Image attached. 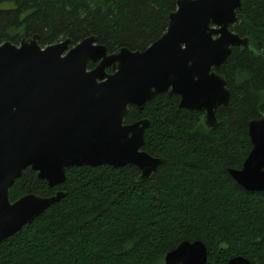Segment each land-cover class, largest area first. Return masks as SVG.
Masks as SVG:
<instances>
[{
  "label": "trees",
  "instance_id": "obj_1",
  "mask_svg": "<svg viewBox=\"0 0 264 264\" xmlns=\"http://www.w3.org/2000/svg\"><path fill=\"white\" fill-rule=\"evenodd\" d=\"M178 0H0V44L40 35L42 46L95 35L108 52L145 50L166 31ZM231 29L252 47L234 46L220 67L231 97L207 128L204 111L162 93L126 123L148 118L143 149L164 162L147 179L133 164L72 166L50 186L30 167L10 198L66 195L0 244V264H165L183 240H201L208 260L243 256L264 264V192L229 173L252 149L249 121L264 112V0H242ZM95 63L90 62L89 68ZM112 72V69H108Z\"/></svg>",
  "mask_w": 264,
  "mask_h": 264
},
{
  "label": "water",
  "instance_id": "obj_2",
  "mask_svg": "<svg viewBox=\"0 0 264 264\" xmlns=\"http://www.w3.org/2000/svg\"><path fill=\"white\" fill-rule=\"evenodd\" d=\"M242 0H178L167 31L147 49L108 52L95 35L42 46L40 35L0 44V244L66 195L35 193L15 201L10 189L31 168L50 186L72 166L136 165L140 179L164 162L143 149L150 120L126 123L130 106L179 95V106L204 111L218 126L217 109L231 92L220 67L234 46L252 47L234 32ZM95 63L89 68V63ZM111 68L112 72L108 69ZM252 149L240 169H229L245 190L264 192V112L249 121ZM165 264H214L201 240H183ZM221 264H252L236 256Z\"/></svg>",
  "mask_w": 264,
  "mask_h": 264
}]
</instances>
